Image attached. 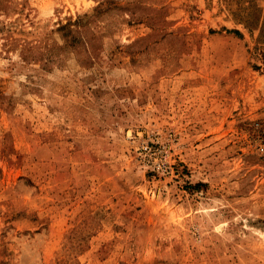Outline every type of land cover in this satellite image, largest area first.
<instances>
[{"label":"rangeland","instance_id":"obj_1","mask_svg":"<svg viewBox=\"0 0 264 264\" xmlns=\"http://www.w3.org/2000/svg\"><path fill=\"white\" fill-rule=\"evenodd\" d=\"M264 0H0V264H264Z\"/></svg>","mask_w":264,"mask_h":264},{"label":"built area","instance_id":"obj_2","mask_svg":"<svg viewBox=\"0 0 264 264\" xmlns=\"http://www.w3.org/2000/svg\"><path fill=\"white\" fill-rule=\"evenodd\" d=\"M260 149L262 150V149H264V147H261Z\"/></svg>","mask_w":264,"mask_h":264}]
</instances>
